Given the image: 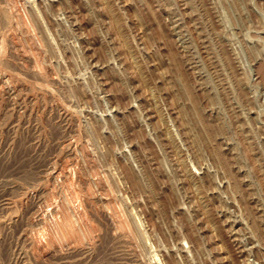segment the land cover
<instances>
[{
    "label": "rangeland",
    "instance_id": "1",
    "mask_svg": "<svg viewBox=\"0 0 264 264\" xmlns=\"http://www.w3.org/2000/svg\"><path fill=\"white\" fill-rule=\"evenodd\" d=\"M0 264H264V0H0Z\"/></svg>",
    "mask_w": 264,
    "mask_h": 264
},
{
    "label": "bare ground",
    "instance_id": "2",
    "mask_svg": "<svg viewBox=\"0 0 264 264\" xmlns=\"http://www.w3.org/2000/svg\"><path fill=\"white\" fill-rule=\"evenodd\" d=\"M73 228V227H72ZM38 237V236H37Z\"/></svg>",
    "mask_w": 264,
    "mask_h": 264
}]
</instances>
